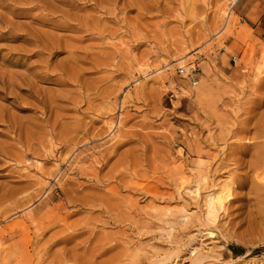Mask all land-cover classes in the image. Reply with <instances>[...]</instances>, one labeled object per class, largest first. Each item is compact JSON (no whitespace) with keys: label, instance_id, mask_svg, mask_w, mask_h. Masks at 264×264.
<instances>
[{"label":"rangeland","instance_id":"374dc122","mask_svg":"<svg viewBox=\"0 0 264 264\" xmlns=\"http://www.w3.org/2000/svg\"><path fill=\"white\" fill-rule=\"evenodd\" d=\"M0 32V264H264V0H0Z\"/></svg>","mask_w":264,"mask_h":264},{"label":"bare ground","instance_id":"6f19581e","mask_svg":"<svg viewBox=\"0 0 264 264\" xmlns=\"http://www.w3.org/2000/svg\"><path fill=\"white\" fill-rule=\"evenodd\" d=\"M22 1V0H21ZM231 2H232V4H235V2H236V0H231ZM14 3V2H13ZM67 26H68V24H67ZM71 26V25H70ZM69 27V26H68ZM72 28V27H71ZM8 31V30H7ZM10 33V32H9ZM0 34H2V32H0ZM12 35V34H11ZM13 35H14V33H13ZM13 37V36H12ZM185 68V66H183V69ZM185 71H187V73H186V76L188 75V72H189V69H187V68H185L184 69ZM2 84V83H1ZM0 84V85H1ZM228 192H229V189H227L226 191L224 190V189H222L220 192H219V194L216 196V197H210L209 199H208V201H207V208H208V210L211 212V213H217V211L218 210H223V208H224V206H223V202L225 201V200H227V198L228 197H230L229 196V194H228ZM5 195V194H4ZM229 199V198H228ZM69 200H67V202H68ZM225 204V203H224ZM209 212V213H210ZM47 221H48V219H47ZM55 223V222H54ZM10 235H13L14 233L13 232H11V233H9ZM2 236V235H1ZM1 238V237H0ZM64 238V237H63ZM59 242V241H58ZM21 254V253H20ZM20 256V255H19ZM23 260V259H22ZM22 262V261H21Z\"/></svg>","mask_w":264,"mask_h":264},{"label":"built area","instance_id":"2783aa9c","mask_svg":"<svg viewBox=\"0 0 264 264\" xmlns=\"http://www.w3.org/2000/svg\"><path fill=\"white\" fill-rule=\"evenodd\" d=\"M179 70H180L181 74H183L185 72V70L183 68H180ZM196 84H197V82L193 81V85H196Z\"/></svg>","mask_w":264,"mask_h":264}]
</instances>
